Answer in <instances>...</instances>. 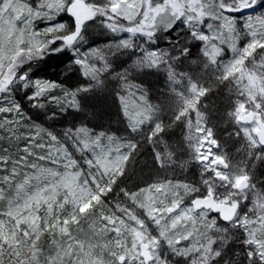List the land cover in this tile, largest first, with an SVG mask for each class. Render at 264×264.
Wrapping results in <instances>:
<instances>
[{"label": "snow or ice", "instance_id": "obj_1", "mask_svg": "<svg viewBox=\"0 0 264 264\" xmlns=\"http://www.w3.org/2000/svg\"><path fill=\"white\" fill-rule=\"evenodd\" d=\"M257 9H264V0H38L35 6L29 0H0V94L32 85L30 67L25 70L29 62L64 48L78 51L75 45L83 39L88 21L103 18L100 23L112 32L129 33L145 43L157 40L158 33L175 31L179 24L187 30L183 44L179 37L172 43L179 55L144 50L133 67H163L168 79L179 83L177 75L184 74L175 72L174 61L187 57L188 45L197 42L204 70L214 73L213 83L225 84L234 94L228 115L244 140L242 159L233 161L226 153L212 151L213 146L219 148L218 142L197 110L199 98L210 89L189 77L184 90L176 92L172 122H186V146L191 159L201 165V186L166 179L138 192L122 188L131 204L113 205L108 193L124 175L137 144L124 145L104 133L93 136L85 128L78 130L80 135L71 130L65 134L71 150L51 133L48 145L28 137L22 154L0 150V264H172L169 255L183 258L185 264H240L225 259L235 232L241 233L247 264H264V189L257 188L252 173L254 162L264 160V11ZM62 13L71 25L34 28V20L54 21ZM132 38L121 39L112 55L140 47ZM57 41L61 46L51 47ZM84 55L75 63L99 84V73L109 67L106 55L100 49ZM89 56L104 61V68L90 64ZM117 77L128 86L127 70ZM56 86L36 81L34 96ZM81 91L89 89L66 93L72 97L70 106L80 107L75 97ZM140 100L143 104L132 114L124 106L129 128L136 132L149 123L153 126L146 139L159 143L153 140L165 130L156 115L159 109L143 95ZM0 112L19 116L20 107H0ZM175 156L167 146L155 152L161 168L174 164ZM213 212L217 215L210 218Z\"/></svg>", "mask_w": 264, "mask_h": 264}, {"label": "trees", "instance_id": "obj_2", "mask_svg": "<svg viewBox=\"0 0 264 264\" xmlns=\"http://www.w3.org/2000/svg\"><path fill=\"white\" fill-rule=\"evenodd\" d=\"M101 19L103 18H98L97 21L100 22ZM175 31L168 34L161 33L162 37L160 39V41L163 40L160 47L171 52L173 56H177L179 53L173 50L172 43L179 37L181 44H183L185 38L184 35L177 36ZM188 46L191 48L190 54L187 57H181L179 60L174 61V70L177 74L192 75L191 71L197 70L192 62L201 59L200 45L197 42H193ZM118 57L112 58V62L109 64L112 70H109L106 74L104 71L99 73L98 79L100 80L101 77L103 83H100L96 87L97 89L90 93H83L82 97H75L80 105V107L77 108V113L69 114L70 111L68 109L71 106L67 99L64 98L61 100L64 104H61L59 108L56 105H50L48 103L37 104L34 102L35 105L33 107L36 108L34 114H36L41 121L55 128L69 126L70 124H66L65 122L70 120L73 121V123H77L78 128L87 129L93 136L104 133L121 141L123 135H129V143L137 144L136 150L132 152L129 161L125 164L124 175L117 179L116 184L113 185L112 193L107 196V199L111 201L113 205L116 201L118 190L122 188L129 192H138L140 189L147 188L151 183L166 179L172 180L173 183L181 182L201 186L198 179L199 172L196 173L194 170V162L187 160L188 158L184 148L185 137L188 133L186 122L173 123L172 117L174 111L168 109L166 112V108L170 107V103L172 104L171 99H174L171 94L162 91L161 84L167 79V72L161 67L160 69H145L141 72L130 73L127 76L128 86H126L124 80L113 79L110 76L116 71H120L122 68L128 66L132 58V52L131 50L121 52ZM29 64L31 68L29 78L31 81L39 78L44 82L57 84V87H60L64 94L73 92V90L82 87L86 84L88 79V76L86 77L81 70L73 69L70 66L72 65V58L66 51L49 52L42 58H38ZM96 67L100 68L99 66ZM26 68L27 67H25V70ZM209 89L210 90L206 92L204 96L199 98L197 107L207 112L206 122H214L221 125L226 121L228 129L222 130V133L217 136V139L231 146L233 151H236L242 145V142L241 139L232 132L233 130L230 129V125L235 124L228 116V112L232 106L231 93L228 88L225 87V84L220 83H214L213 87ZM225 92L230 93L228 97ZM141 95L144 96L148 104L156 106L159 109L156 113L157 117L161 115L163 111L166 112L165 116L162 115V122L165 125V130L159 133L157 137L153 138L154 141L159 140V143L153 144L146 139L150 134L151 125L148 129H146L147 125L141 126L145 127L143 128L145 129L143 133H139V130L133 132L129 128L128 117L124 115L125 104L127 107L129 106L128 111L130 114L134 113L138 106L143 104V101L140 100ZM121 97H123V102ZM64 108L67 111V115L69 114L68 117H66L67 115H65V113L63 114ZM75 109L74 107V110ZM58 115L59 117L63 115L65 118L62 120V124L54 126L53 123L56 122L55 119H57L56 117ZM190 117L193 120L194 115L192 117L190 114ZM36 126V124L31 122V127ZM10 139L11 137H9L7 141L11 142L12 139ZM166 146L169 150L176 152V162L165 168H161L155 159V152H163ZM125 151L127 152L128 149H125ZM213 216L216 215L212 213L209 214L210 218ZM218 223L222 224L220 221H218ZM83 227L85 232L89 231L87 224H83ZM240 238L241 234L235 232L233 238L228 242L225 248V252L227 253L225 259L239 260L240 264H247ZM181 243L186 244V242ZM237 253H239V256H237ZM169 260L172 261V264H185L184 259L181 257H172L169 255ZM221 264H223V261Z\"/></svg>", "mask_w": 264, "mask_h": 264}, {"label": "rangeland", "instance_id": "obj_3", "mask_svg": "<svg viewBox=\"0 0 264 264\" xmlns=\"http://www.w3.org/2000/svg\"><path fill=\"white\" fill-rule=\"evenodd\" d=\"M29 2L32 3L33 6H35L38 3V0H29ZM262 11H264V9H257V13L262 12ZM97 19L95 21H88L86 23V28L82 31L83 39L80 40L75 45V49H78V51H76L74 49H69V48H64L62 51H60V52L66 51L69 53L70 57L72 58V65H70V66L73 69L75 68V69L81 70L83 72L82 66L79 64H76L75 60L77 58L84 59L85 58L84 54H90L93 49L103 50L104 54L106 55V59L108 61V64H110L112 62V58L118 57V55L121 52L127 51V50H122L121 52H117L115 55H112V52L116 51L115 45L117 43H119V41L121 39L132 38L131 34L123 33V32H115L114 33L111 30H109L106 26L101 24L99 21H97ZM60 22H67L69 25H71L73 21L69 18V16L67 14L62 13L54 21H46L43 19H36V20H34L33 24H34V28L36 30H43L44 28L50 26L53 23H60ZM175 32H176L177 36H182V35H184L185 37L187 36V30L183 25L178 24ZM157 35H158V39L155 40L154 42H151V43H145V41L143 39L132 38V39H135V43L137 45H139L140 47L136 48L135 51H133L132 49H129V51L131 50V52H132V58L129 61L128 66L125 68H122L120 71H116L110 77L113 79L121 80L117 77V74L118 73H124L125 70H127V76L130 73L141 72V71L136 70L135 67H133L134 61L137 59V57L142 55L144 50L163 49L162 47H160L162 45V42H163V40L160 41L162 34L158 33ZM60 46H61V43H56V44L52 45L51 47H60ZM110 48H111V51H109ZM230 56H231V53L229 52L228 55L225 56V60L229 59ZM31 62H29V63H31ZM88 62L90 64L99 66L101 69L104 68V61L98 60L94 56H89ZM192 64L197 69L196 71H191L192 75H183V78H181L180 75H177V80L180 82L179 83H173L172 81H170L168 79V74H167V79H165V81L161 84L162 91H164L165 93L167 92V93L171 94L172 97H174V99L173 98L171 99L172 104L170 103V107L166 108V112L168 111V109H170V110L172 109L174 111V109L176 108V105L178 102V97L176 96V92L184 90V88L188 85V82H189L188 78L189 77H191L194 82H198L200 85H202L204 87H208V88L213 87V85H214L213 81L215 78L214 73H213L212 69L204 70L203 63H202V56H201L200 60L193 61ZM29 66H30V64L28 66H25V67H27L26 70H28ZM72 68H70V69H72ZM109 70H112V67H110V65L106 70H103V71L106 74ZM30 72L31 71H29V73ZM33 80L34 81H32V85L29 88H22V87L17 86V88L13 92H11L10 94H0V107H12L14 104H18L20 107L19 116H17V114L15 112H11V113L0 112V150H3L4 148H8L9 152L12 154H16L17 152H21V150L29 143L28 137H31V136H34L38 142H41V143L48 145L50 143V138L48 136V133L56 135L57 138L61 142H66L69 145V148L71 150V147H70L71 141L67 139L65 134L71 130L73 135H80V133H78V130L80 128H78L77 123H73V121L68 120L65 123L70 124L71 126L69 125L67 127H56V128L52 127L51 125L41 121L40 118L37 117L36 114H34L36 111L35 110L36 108L33 106L35 105L34 102H36L37 104L48 103L50 105H56L59 108L61 104H64L63 102H61L62 99H64V98L67 99L68 103L70 104V102L72 101V97L64 94L63 90L57 86L48 89L42 96L35 97L34 93L37 90L35 88V82L36 81L44 82V81H42L39 78L33 79ZM100 80H99L100 83H103V80L101 79V77H100ZM44 83H49V82H44ZM50 84H53V83H50ZM99 84H97L96 80H93L90 76H88L86 84H84L82 87H79L78 89L88 88L89 91H87V92L81 91L76 95V97H82L83 93H90L91 91H94L95 89H97L96 87ZM55 85H57V84H55ZM76 90H73V92H75ZM225 94L228 97L230 93L225 92ZM30 97H33V98L30 99ZM230 97L232 98V106H231V109H232L234 94L231 93ZM53 98H56V99H53ZM21 100H22V102H21ZM56 102H58V103H56ZM64 102H65V100H64ZM231 109H230V111H231ZM68 110L70 111L69 114H75L78 111L77 108L74 110V107H72V106ZM197 110H199L201 113H203L205 118H206L207 112L204 109L197 107ZM162 111H163V109H162ZM166 112L163 111L161 115H158V119L160 121H162V115L165 116ZM193 112H191L190 114L192 115V117L194 115V118H193V122H194L196 119V115H195V111H193ZM64 113H65V115H67V111L65 110V108L63 110V114ZM69 114L66 117H68ZM58 117H59V115L56 117L57 119H55L56 122L53 123L54 126L62 124L61 122L65 118L63 115H60L59 118ZM13 118H15L16 120L19 121L18 125L7 123V121L13 120ZM42 120H44V119H42ZM31 122H33L37 126L31 127ZM146 125H147L146 129H148L150 126L149 123H145L142 126H146ZM206 125L208 127L212 128L213 137L217 140L218 145H219V148H216L215 146H213L212 151L218 152V153H226L233 161L243 158V156H244V152H243L244 140L242 139V133H241V136H239V138L241 139L242 145L238 148L241 151H238V150L233 151L231 146H229V145H227V144H225V143H223L217 139V136H219L222 133V130L228 129L226 121H225V123H222L221 125H219L218 123H214V122L209 123L207 121ZM151 126H153V125H151ZM143 128H145V127H141L139 129V131H140L139 133H143V131L145 130ZM230 129H232L233 130L232 132H234L236 134L237 126L235 124H231ZM13 132L15 133L14 135H13ZM9 137H11V139H12V140L10 139L11 142L7 141L9 139ZM17 137H19L18 140H17ZM122 138L123 139L121 141H119L120 143H122L124 145L129 144V142H130L129 135H123ZM186 144H187V142L185 140L184 148H185L186 155L188 158L187 160L194 162V164H195L194 170L196 171V173L199 172V178L198 179H199L200 184H201V175H200L201 165L199 163H197L196 161L191 159L190 150L187 149ZM9 146H10V148H9ZM125 149H127V148L126 147L122 148V151L126 152ZM34 151L37 153H45L47 151V149H34ZM21 154H22V152H21ZM76 156H77V158H79V153H76ZM40 163L47 164V162H40ZM254 163H255V167H254V169H252L253 182L256 183L258 189H264V160L255 161ZM47 166H52V165H47ZM0 175H2V173H0ZM151 184H153V183H151ZM110 193H112V192H110ZM110 193H108V194H110ZM116 195H117L118 199L117 198L115 199L116 201L114 204H116V203H121V204H126V205L131 204V201H129L123 195V193L120 190H118V193ZM118 195H119V197H118ZM2 206H3V204H2V202H0V207H2ZM137 213L141 214L140 210H137ZM148 223L150 224L151 222L149 221ZM73 227H75V226H73ZM152 227H154V226H152ZM239 234H241V233L239 232Z\"/></svg>", "mask_w": 264, "mask_h": 264}, {"label": "water", "instance_id": "obj_4", "mask_svg": "<svg viewBox=\"0 0 264 264\" xmlns=\"http://www.w3.org/2000/svg\"><path fill=\"white\" fill-rule=\"evenodd\" d=\"M56 43H61L60 41H57ZM212 214H214V215H217L216 213H212ZM222 224L224 223L223 221H220Z\"/></svg>", "mask_w": 264, "mask_h": 264}]
</instances>
